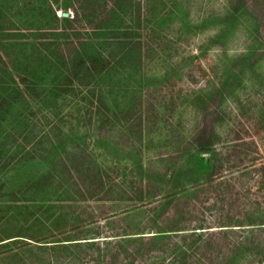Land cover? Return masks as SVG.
I'll return each instance as SVG.
<instances>
[{
    "label": "trees",
    "instance_id": "trees-1",
    "mask_svg": "<svg viewBox=\"0 0 264 264\" xmlns=\"http://www.w3.org/2000/svg\"><path fill=\"white\" fill-rule=\"evenodd\" d=\"M131 1L78 0L76 5L69 0L65 6L72 12L64 15L55 6L59 0H0V176L31 162L44 164L0 195V264H134L139 257L150 264H203L202 258L213 264L216 256L227 264L225 259L233 263L234 252L244 251L251 252L243 264L264 260V213L254 209L245 215L249 226L243 220L215 225L203 218L204 197L222 166L216 165L214 139L207 134L195 138L194 159L164 180V192L152 193L151 170L144 177L143 163L136 165L141 174L137 199L148 203L138 211L142 223L137 220L134 227L133 220L100 208L103 200L118 198L111 196L116 184L126 193L122 198L133 199V189L109 178L119 166L103 168L89 139L80 141L70 126L64 131L68 117L60 116L59 100L75 94L77 86H90L79 99L98 114L79 111L99 124L92 129L94 144L104 139L109 101L94 84L105 77L111 58L119 62L132 51L120 29ZM113 100L118 118L124 102ZM43 108L46 124L58 115L62 121L40 133L30 122ZM204 153L211 154L206 163ZM204 167L209 168L207 190L201 186ZM253 171L264 184V164Z\"/></svg>",
    "mask_w": 264,
    "mask_h": 264
},
{
    "label": "rangeland",
    "instance_id": "rangeland-1",
    "mask_svg": "<svg viewBox=\"0 0 264 264\" xmlns=\"http://www.w3.org/2000/svg\"><path fill=\"white\" fill-rule=\"evenodd\" d=\"M65 1L69 0L55 4L60 14L72 12ZM127 4L120 29L132 51L119 62L111 58L105 77L94 84L105 91L109 101L102 125L104 139L94 144L92 129L99 124L81 114L83 110L98 114L85 105V99H79L87 90L90 93V86H77L75 94H64L59 100L65 105L60 116L68 117L62 122L64 131H70V126L80 141L89 139L86 143L103 168L119 166L109 178L133 189V199L122 198L126 193L116 184L111 196L118 198L103 200L100 208L133 220L134 227L142 223L138 211L148 203L137 199L141 174L136 165L143 163L144 177L151 170L152 193L164 192L168 188L164 180L179 165H190L194 159L195 138L207 134L214 139L216 165L222 166L216 184L207 191L211 193L204 197L203 218L215 225L243 220L249 226L245 215L254 209L264 213V184L253 171L264 164V0H132ZM113 98L124 102H120L123 111L118 118L112 113ZM46 112L43 108L31 118L30 125L40 133L62 121L58 115V120L46 124ZM210 156L204 153V163ZM43 169L42 162H31L1 175L0 195ZM202 172L201 186L207 190L209 168ZM261 237L264 240V231ZM248 252H234L233 263L225 261L246 263ZM206 261L202 258L203 264ZM134 264L150 261L139 257ZM213 264L223 263L216 256ZM253 264H264V260Z\"/></svg>",
    "mask_w": 264,
    "mask_h": 264
},
{
    "label": "water",
    "instance_id": "water-1",
    "mask_svg": "<svg viewBox=\"0 0 264 264\" xmlns=\"http://www.w3.org/2000/svg\"><path fill=\"white\" fill-rule=\"evenodd\" d=\"M63 14H64V15H68V13H67V12H63Z\"/></svg>",
    "mask_w": 264,
    "mask_h": 264
}]
</instances>
